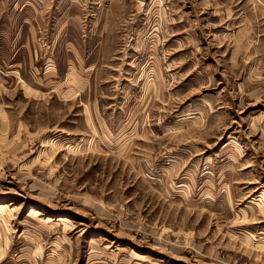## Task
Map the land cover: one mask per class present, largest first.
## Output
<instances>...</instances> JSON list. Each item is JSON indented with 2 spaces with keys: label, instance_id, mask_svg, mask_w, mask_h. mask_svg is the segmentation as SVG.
<instances>
[{
  "label": "rangeland",
  "instance_id": "374dc122",
  "mask_svg": "<svg viewBox=\"0 0 264 264\" xmlns=\"http://www.w3.org/2000/svg\"><path fill=\"white\" fill-rule=\"evenodd\" d=\"M0 264H264V0H0Z\"/></svg>",
  "mask_w": 264,
  "mask_h": 264
}]
</instances>
